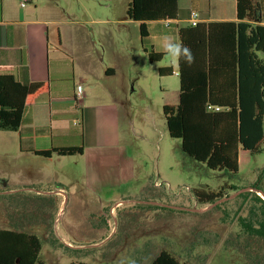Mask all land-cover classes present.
<instances>
[{"label":"rangeland","instance_id":"374dc122","mask_svg":"<svg viewBox=\"0 0 264 264\" xmlns=\"http://www.w3.org/2000/svg\"><path fill=\"white\" fill-rule=\"evenodd\" d=\"M129 2L56 1L71 19L92 21L95 53L129 57L141 89L129 92L128 116L119 121L117 147L107 155L111 164L131 160L133 178L122 179L113 168L99 180L104 188L91 194L69 167L88 163L87 155L55 157L42 167L39 157L22 152L31 140L0 130V230L35 235L44 264H150L161 251L189 264H264V242L241 234L238 225L249 207L238 196L264 167V139L259 153L240 152L236 173L211 170L182 151L181 141L168 135L162 110L178 102V78L158 73L171 60L148 59L136 24L104 22L126 18ZM222 188L225 198L207 206L194 195Z\"/></svg>","mask_w":264,"mask_h":264},{"label":"trees","instance_id":"16d2710c","mask_svg":"<svg viewBox=\"0 0 264 264\" xmlns=\"http://www.w3.org/2000/svg\"><path fill=\"white\" fill-rule=\"evenodd\" d=\"M177 1L130 0L126 18L138 23L144 38L148 22L177 19ZM236 18L237 22L197 23L178 30L179 42L191 49L195 62L189 66L179 60L178 102L162 108L168 135L181 141L185 154L211 170L232 173L238 171L240 152L259 153L264 139V26L260 24L264 12L257 0H236ZM147 55L151 62L163 56L151 51ZM163 70L159 69L160 76L165 75ZM49 91V82L21 84L11 75H0V130L17 131L24 109ZM34 152L43 157L72 156L82 154L83 148ZM250 188L264 194V167ZM194 195L204 206L225 198L224 188ZM238 198L249 200L247 215L239 218V232L264 242V200L252 191ZM40 250L35 235L0 230V264H44L39 261ZM150 264L189 263L161 251Z\"/></svg>","mask_w":264,"mask_h":264},{"label":"crops","instance_id":"0c3cea01","mask_svg":"<svg viewBox=\"0 0 264 264\" xmlns=\"http://www.w3.org/2000/svg\"><path fill=\"white\" fill-rule=\"evenodd\" d=\"M56 1L0 0V75H11L21 84L49 82V93L23 111L16 132L20 141L31 140L32 144L22 152L39 157V165L44 167L55 157L60 160L71 156L53 153L43 157L34 151L81 145L83 152L76 155H87L89 162L69 165L73 172L70 175L78 184L82 176L94 194L104 188L99 180L113 168L121 171L120 178H133L131 160L121 159L111 164L107 154L117 147L113 143L120 134L119 121L128 116L129 92L134 93L141 86L133 81L129 57L95 53L88 26L92 21L71 19ZM261 1L257 0L264 12ZM177 7V19L169 27L163 21L148 22L144 38L140 36L138 23L127 18L104 22L116 27L136 24L142 50L162 54V61L166 57L164 39L179 42L178 30L190 25L191 10L197 12L198 23L237 22L236 0H178ZM260 24L264 26V22ZM57 28H60L58 32ZM159 69H164L162 78H178V63L160 65L158 73ZM75 82L79 83L75 85ZM78 86L82 89L79 98L76 97Z\"/></svg>","mask_w":264,"mask_h":264},{"label":"clouds","instance_id":"9594fccd","mask_svg":"<svg viewBox=\"0 0 264 264\" xmlns=\"http://www.w3.org/2000/svg\"><path fill=\"white\" fill-rule=\"evenodd\" d=\"M162 47L166 54L165 58L170 59L173 63H178L181 58H183L189 66L195 62V57L191 49L182 42L165 38Z\"/></svg>","mask_w":264,"mask_h":264},{"label":"built area","instance_id":"2783aa9c","mask_svg":"<svg viewBox=\"0 0 264 264\" xmlns=\"http://www.w3.org/2000/svg\"><path fill=\"white\" fill-rule=\"evenodd\" d=\"M197 20H198V14H197V12L194 11V10H191L190 11V14H189L190 25L191 26H195L198 23ZM163 22H164V24H165L166 27H169L170 21H163ZM176 74H178V73H176ZM81 92H82L81 86H78L77 87V96H76L77 98H79L81 96Z\"/></svg>","mask_w":264,"mask_h":264},{"label":"water","instance_id":"95a60500","mask_svg":"<svg viewBox=\"0 0 264 264\" xmlns=\"http://www.w3.org/2000/svg\"><path fill=\"white\" fill-rule=\"evenodd\" d=\"M246 190L256 192L262 198V200H264V194L261 191L255 190L254 188H250V187L246 188ZM207 208H205V209H207Z\"/></svg>","mask_w":264,"mask_h":264}]
</instances>
